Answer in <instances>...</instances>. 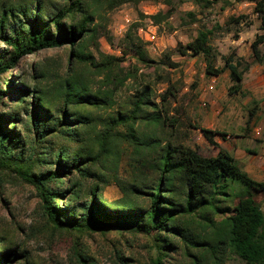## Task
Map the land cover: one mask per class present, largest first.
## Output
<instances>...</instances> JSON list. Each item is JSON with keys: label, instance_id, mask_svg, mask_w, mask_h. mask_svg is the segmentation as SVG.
Instances as JSON below:
<instances>
[{"label": "rangeland", "instance_id": "374dc122", "mask_svg": "<svg viewBox=\"0 0 264 264\" xmlns=\"http://www.w3.org/2000/svg\"><path fill=\"white\" fill-rule=\"evenodd\" d=\"M9 1L19 0H0V10L2 4ZM55 1L63 4L61 0ZM254 7L255 3L252 1L237 0H222L210 6L195 0H142L138 3L125 2L112 8L106 0L93 4L91 9L96 11L97 32L88 42L89 50L98 60H102L103 54L120 57V66L116 67V72H120L122 68L124 74L128 73L130 77L108 97L111 104L71 107L88 115L90 122L79 127L75 139L61 138L53 143L56 149L67 147L73 156L79 152L84 156L95 157L96 160L90 159L88 162L92 173L84 181L83 194L98 184L104 198L114 204L124 195L119 184L140 183L150 190L157 179L158 173L153 168L141 165V158L148 152L152 153L150 158H157V152L151 148H148L150 151L144 148L138 150L126 137L130 124L119 120L120 117L131 114L134 101L145 85L150 86V99L157 102L165 114L167 111L169 116L177 119V124L154 126L139 118L134 123L131 122L139 141L157 137L162 144H183L202 157L215 156L220 150H224L231 153L241 169L251 177L264 181V63L254 61L251 46L256 35L264 33V28ZM167 10L171 11L168 18L159 23L154 22L158 26L155 39L150 40L148 34L140 32V27L147 30L153 14ZM241 14L247 16L242 22L230 21V17ZM134 24L138 25L137 28ZM130 28H133L134 37L143 40L145 50L152 60L148 65L140 62L128 50L125 38ZM200 31L209 34L210 44L217 54L215 67L222 68L225 58L234 51L237 59L243 58L240 69L245 63L250 64L244 73L240 92H229L233 84L229 70L219 76L209 74L203 55H195L191 51L181 53V46L195 39ZM5 48V42L0 40V53ZM261 49L264 51V45ZM42 70L45 76L41 75ZM69 71L70 74L72 71L81 74L91 91L98 93L101 98L106 96L105 90L114 86L113 81L107 84L104 75H97L91 65L79 62L71 65L66 46L53 47L21 58L7 73L6 78L8 81L13 80V83H22L24 87H42L56 109L61 102L60 89L63 88ZM169 86L175 88L176 95L163 102L161 94ZM13 107L14 103L9 97L0 101V110L12 112ZM22 116L25 118V113ZM75 126L77 125H73ZM7 127L26 136L21 125L15 124L12 127V123H8ZM201 127L227 135L217 134L215 140L219 146L215 147L206 139ZM106 136H110L107 146L113 150L108 157L106 153L102 154L101 146V141ZM32 144L34 143L29 142L24 149L26 154L34 152V159L39 154L32 149ZM40 151L38 146L37 152ZM43 154L50 158V150ZM67 160L70 164L71 160ZM37 166L36 175L45 168L39 167V164ZM64 175L65 173L61 174L60 178L68 180ZM97 175L103 176L106 181H98ZM239 191L241 187L236 186L231 190L233 195L220 201V206L234 207ZM253 193L264 209V194ZM70 198V194L58 195L57 199H51V203L64 208L70 204ZM90 198L89 195H84L77 203L84 204ZM140 202L147 205L145 199H140ZM71 204L74 206L75 203ZM202 212H196L189 224L192 234L197 236L210 231L205 227ZM213 217L216 220L221 218L219 215ZM167 236L171 243L164 248L166 255L162 256V264H196V260L200 264H213L214 256L211 251H203L199 245L187 247L180 236ZM197 236L196 239L199 240ZM0 247V254L11 250L25 254L23 259L13 261L12 264H84L80 253L95 264H153L159 256L153 233L119 228L106 232L86 229L78 231L56 226L46 212L41 190L12 167H0ZM222 264L246 263L227 250Z\"/></svg>", "mask_w": 264, "mask_h": 264}, {"label": "trees", "instance_id": "16d2710c", "mask_svg": "<svg viewBox=\"0 0 264 264\" xmlns=\"http://www.w3.org/2000/svg\"><path fill=\"white\" fill-rule=\"evenodd\" d=\"M61 1L62 5L55 0H19L2 4L0 40L5 42L6 48L0 53V101L9 97L14 107L11 108L12 112L0 110V167L6 169L12 167L41 190L49 219L62 229L106 232L119 228L145 234L153 233L159 248V256L153 264L163 263L162 256L166 255L164 248L171 243L167 235L180 236L187 247L199 245L203 251H211L214 256L213 264H222L227 250L236 254L246 264H264V209L260 207L253 193L264 194V181L251 177L241 169L236 158L224 150H220L215 156L202 157L183 144L173 145L171 142L162 144L157 137L139 141L140 138L135 134L131 124L139 118L146 124L154 126L177 124V119L169 116L167 111L165 114L162 108H159V104L150 99L149 85H145L139 92L131 114L120 117L119 120L130 124L126 137L138 150L144 148L150 151L148 148H151L157 152V158H150L152 154L150 152L141 158V165H147L158 173L157 179L150 188L148 187L150 190L140 183L119 184L124 195L114 204H110L104 198L98 184L83 194L84 181L92 173L88 162L90 159L96 160L95 157L84 156L79 152L73 156L67 147L56 149L53 143L61 138L75 139L79 127L89 124L88 115L71 107L85 105L100 107L111 104L108 97L130 76L128 73L124 74L121 67L120 72H116V67L120 66V57L103 54L102 60H98L88 48L89 40L94 38L97 32L96 11L91 7L103 0ZM106 1L112 8L125 2L138 3L142 0ZM195 1L210 6L222 0ZM237 1L254 2V10L260 16L264 28V0ZM170 15V10L159 11L151 18L153 22L159 23ZM246 18V15L241 14L230 17V21L240 23ZM137 26L134 24V27ZM132 30L133 28H130L125 38L128 50L132 51L140 62L148 65L152 60L145 50L143 40L134 37ZM262 45L264 33L257 34L251 44L254 61L257 63H264ZM64 46L68 47L71 65L76 62L91 65L97 75H104L107 84L113 81L114 86L105 90L104 98L91 91L81 74L74 71L70 74L69 71V76L65 78L63 88L60 89L61 102L55 109L53 101L42 87H24L22 83H13V80L8 81L6 78L7 73L20 62L21 58ZM181 48V53L191 51L195 55H203L209 74L219 75L229 70L233 81L229 92L241 91L244 73L250 64L245 63L240 69L243 58L237 59L235 51L225 58L222 68L215 67L217 54L210 44L209 34L205 31H200L195 39ZM41 75L45 76L43 70ZM175 95V88L169 86L161 94V99L166 102ZM23 113L25 118L22 116ZM8 123H12V127L15 124L21 125L27 137L22 136V132L20 135L16 129L8 128ZM200 129L215 147L219 146L215 140L216 135H227L209 128ZM109 138L110 136H106L101 141L102 154L106 153L107 157L113 152L112 148L107 146ZM29 142L34 143L32 149L39 154L34 159L32 157L34 152L26 154L24 149ZM38 146L40 152H37ZM47 150H50V158L43 154ZM67 158L71 160L70 164L67 163ZM38 164L39 167L45 168L36 175ZM52 167L54 169H51ZM63 173L68 180L60 178ZM76 174H79V177H76ZM97 176L98 181H106L103 176ZM236 186L241 187L237 203L234 207L222 208L219 202L231 197L233 195L231 190ZM66 194H70L71 197L68 199L70 203L68 206L61 208L51 203V199ZM84 195H89L90 201L78 204ZM140 199H145L147 205H143ZM71 203H75L74 206ZM199 211H203L205 227L210 230L202 236L192 234L189 226L193 215ZM216 215L221 218L216 220L213 217ZM24 257L25 254L16 250L7 251L0 254V264H12L13 261ZM80 257L84 264H95L82 253ZM196 261V264H200L198 260Z\"/></svg>", "mask_w": 264, "mask_h": 264}, {"label": "built area", "instance_id": "2783aa9c", "mask_svg": "<svg viewBox=\"0 0 264 264\" xmlns=\"http://www.w3.org/2000/svg\"><path fill=\"white\" fill-rule=\"evenodd\" d=\"M157 28H158V26L156 24H154L153 21H151L150 25H148L147 30L142 28V27H140L139 30H140V32L144 31V33L149 35V39L153 40L156 38V35H157L156 29Z\"/></svg>", "mask_w": 264, "mask_h": 264}, {"label": "crops", "instance_id": "0c3cea01", "mask_svg": "<svg viewBox=\"0 0 264 264\" xmlns=\"http://www.w3.org/2000/svg\"><path fill=\"white\" fill-rule=\"evenodd\" d=\"M215 76H219V75H215Z\"/></svg>", "mask_w": 264, "mask_h": 264}]
</instances>
